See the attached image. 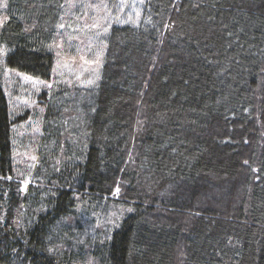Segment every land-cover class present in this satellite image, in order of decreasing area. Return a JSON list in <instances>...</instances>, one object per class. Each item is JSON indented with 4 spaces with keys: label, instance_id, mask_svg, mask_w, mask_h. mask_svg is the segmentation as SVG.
Instances as JSON below:
<instances>
[{
    "label": "trees",
    "instance_id": "1",
    "mask_svg": "<svg viewBox=\"0 0 264 264\" xmlns=\"http://www.w3.org/2000/svg\"><path fill=\"white\" fill-rule=\"evenodd\" d=\"M0 264H264V0H0Z\"/></svg>",
    "mask_w": 264,
    "mask_h": 264
},
{
    "label": "rangeland",
    "instance_id": "2",
    "mask_svg": "<svg viewBox=\"0 0 264 264\" xmlns=\"http://www.w3.org/2000/svg\"><path fill=\"white\" fill-rule=\"evenodd\" d=\"M71 3V2H70ZM87 6L88 5H86L85 7H84V9H87ZM93 6V5H92ZM91 6V7H92ZM94 8L92 9V12H94L93 14H92V16H89V18H86V14H87V12H86V10H84V12H83V14L85 15V18L82 20V23H84L85 24V26L87 25V26H89L88 28H90V30H93V28L91 27L94 23H93V21H97V22H100V21H103L104 20V18H106L107 17V15H106V11H104V7H103V4L102 3H98L97 5H95V6H93ZM71 12H72V6L70 5L68 8H67V15H70L71 14ZM77 27V26H76ZM81 28H83L84 30H86V27H84V26H79V27H77V28H73V29H78V32L77 33H80V35H75V36H73L74 37V42L72 43V42H65L64 43V41L65 40H60V42H59V44H58V50H59V52H60V54H62V52H63V50H65L64 48H66V46L67 45H69V49L71 50L72 48H76V49H78V52H77V54L74 56V57H72V60H73V66H72V69L70 70V68L69 67H67L66 65H64L63 64V66H62V68L63 69H65V70H67V71H70V72H79L78 73V76L79 77H82V76H84V75H87V74H90V75H92L93 76V74H94V72H95V69H96V65H98L99 63H100V55L98 54V57L97 56H95L94 55V53L96 52V51H94L93 53H92V55H94V56H92L91 57V59H98L97 61H95L94 62V64H92V65H85L82 61H81V59L83 58V56L85 55L84 53L82 54V50H80V49H83V48H85L84 46H83V44H84V42L85 41H83V39L82 38H84L85 39V36L84 35H82V32H84L83 31V29H81ZM82 35V36H81ZM82 39V40H81ZM91 43L92 42H89L88 44H87V46H88V48L90 49V45H91ZM75 44H77L78 46H79V48H77V47H75ZM94 45V44H93ZM91 48H93V46L91 47ZM86 50H88V49H86ZM85 50V51H86ZM97 53V52H96ZM99 53V52H98ZM83 55V56H82ZM63 62L65 61L64 59L62 60ZM69 62H71V61H69ZM61 68V69H62ZM81 71V72H80ZM89 79H86L85 81V83H88L89 81H88Z\"/></svg>",
    "mask_w": 264,
    "mask_h": 264
},
{
    "label": "snow or ice",
    "instance_id": "3",
    "mask_svg": "<svg viewBox=\"0 0 264 264\" xmlns=\"http://www.w3.org/2000/svg\"><path fill=\"white\" fill-rule=\"evenodd\" d=\"M60 27H64V25H60ZM91 27L96 28L98 26L96 24H93ZM105 31H106V29H105ZM88 83H92V81H89ZM48 86L51 87V85H48ZM245 163H247V161H245ZM253 171L255 172V171H257V169H253ZM129 211H131V209H129Z\"/></svg>",
    "mask_w": 264,
    "mask_h": 264
}]
</instances>
